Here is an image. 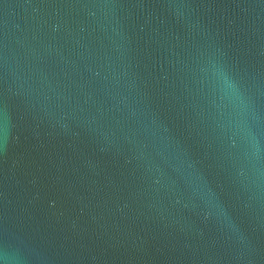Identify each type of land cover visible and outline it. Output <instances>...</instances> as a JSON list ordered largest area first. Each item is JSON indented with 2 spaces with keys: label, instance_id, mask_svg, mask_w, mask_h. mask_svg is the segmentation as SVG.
<instances>
[{
  "label": "water",
  "instance_id": "obj_1",
  "mask_svg": "<svg viewBox=\"0 0 264 264\" xmlns=\"http://www.w3.org/2000/svg\"><path fill=\"white\" fill-rule=\"evenodd\" d=\"M0 264H264V0H0Z\"/></svg>",
  "mask_w": 264,
  "mask_h": 264
}]
</instances>
